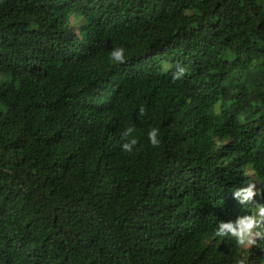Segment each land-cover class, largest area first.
<instances>
[{
	"label": "trees",
	"instance_id": "1",
	"mask_svg": "<svg viewBox=\"0 0 264 264\" xmlns=\"http://www.w3.org/2000/svg\"><path fill=\"white\" fill-rule=\"evenodd\" d=\"M253 182L264 0H0V264H264L213 234Z\"/></svg>",
	"mask_w": 264,
	"mask_h": 264
},
{
	"label": "clouds",
	"instance_id": "2",
	"mask_svg": "<svg viewBox=\"0 0 264 264\" xmlns=\"http://www.w3.org/2000/svg\"><path fill=\"white\" fill-rule=\"evenodd\" d=\"M126 50L117 47L111 50L110 59L116 64H124L126 61ZM186 69L179 67L173 74L174 80L184 77ZM145 114V108H139V115ZM135 129L132 126L124 128L120 134L122 143L120 148L123 152L133 153L138 145V140L134 135ZM147 141L153 148H158L161 144L160 129L152 128L147 132ZM245 176L254 173L245 169ZM256 182L248 183V186L232 191L233 196L241 204H251L253 207L250 214L239 216L234 222H219L214 230V236L222 239H231L240 250L250 249L257 244V241H264V202H257L256 197H264V191L257 188ZM236 264H247L244 257L238 258Z\"/></svg>",
	"mask_w": 264,
	"mask_h": 264
},
{
	"label": "rangeland",
	"instance_id": "3",
	"mask_svg": "<svg viewBox=\"0 0 264 264\" xmlns=\"http://www.w3.org/2000/svg\"><path fill=\"white\" fill-rule=\"evenodd\" d=\"M253 248V247H252ZM251 249V248H250Z\"/></svg>",
	"mask_w": 264,
	"mask_h": 264
}]
</instances>
